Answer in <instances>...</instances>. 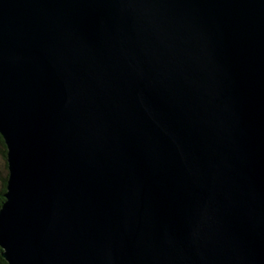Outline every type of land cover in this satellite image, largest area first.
<instances>
[{
  "label": "water",
  "instance_id": "1",
  "mask_svg": "<svg viewBox=\"0 0 264 264\" xmlns=\"http://www.w3.org/2000/svg\"><path fill=\"white\" fill-rule=\"evenodd\" d=\"M8 264H264V0H0Z\"/></svg>",
  "mask_w": 264,
  "mask_h": 264
},
{
  "label": "trees",
  "instance_id": "2",
  "mask_svg": "<svg viewBox=\"0 0 264 264\" xmlns=\"http://www.w3.org/2000/svg\"><path fill=\"white\" fill-rule=\"evenodd\" d=\"M0 156L2 158V163L0 162V172L1 167H4V176H1V182H0V208L5 201V192L7 190V180L9 176V169H8V161H7V145L5 143V140L0 133ZM3 164V165H2ZM2 248L0 247V264H8L6 259L2 255Z\"/></svg>",
  "mask_w": 264,
  "mask_h": 264
},
{
  "label": "rangeland",
  "instance_id": "3",
  "mask_svg": "<svg viewBox=\"0 0 264 264\" xmlns=\"http://www.w3.org/2000/svg\"><path fill=\"white\" fill-rule=\"evenodd\" d=\"M0 162L2 163V158H1V156H0ZM3 165V164H2ZM4 167H1V172H0V177L1 176H4ZM0 182H1V178H0Z\"/></svg>",
  "mask_w": 264,
  "mask_h": 264
}]
</instances>
